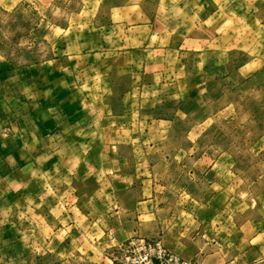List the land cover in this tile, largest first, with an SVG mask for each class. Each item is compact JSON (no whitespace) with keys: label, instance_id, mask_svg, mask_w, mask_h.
<instances>
[{"label":"crops","instance_id":"crops-1","mask_svg":"<svg viewBox=\"0 0 264 264\" xmlns=\"http://www.w3.org/2000/svg\"><path fill=\"white\" fill-rule=\"evenodd\" d=\"M85 2L94 6L86 11V22L81 29L79 24L71 25V42L64 49L67 55L55 60V66L62 70L68 67L89 69L87 84L96 80L111 82L115 73L118 74L115 83L142 84L143 79L149 77L158 88L184 84L185 69H219L233 65V55L240 50L239 21L255 19L253 4L250 11L247 6L246 11L239 7L241 3L249 5L254 0ZM251 34L253 47V30ZM3 59H0V82L7 86V100L12 101V107L6 110L12 123L9 127L8 122L6 127L9 130L4 139L7 148L11 149L14 162L24 165L36 164L38 159L35 158L45 154L42 149H54L50 159L43 163L53 161L58 165L54 173L55 195L66 196L55 207L67 222L56 219L55 231H51L53 235L49 238L28 235L23 240H13V244H22L23 252L13 254L12 259L22 261L20 264H123L118 261L123 245L140 238L160 237L169 249L195 264H264V171L250 177L254 183L246 193V207L231 210L225 217L220 200L213 222L205 215L206 188L200 191L199 187L205 184L204 175L214 170L221 157L205 151L195 155L199 147L208 146L202 140L186 141L184 146L190 149L188 155L178 160L208 166L184 170L188 179L181 189L174 190L173 183H167L166 187L160 185L156 175H142L121 166L139 164L143 156L127 155L122 150L136 148L133 142L110 139L111 131L122 130L124 117L134 114L133 108L115 107L112 100H135V93L99 94L102 108L97 111L92 104L83 103V100L94 99L91 92L80 95L61 90L51 97L55 99L54 106L43 103L39 108L19 109L22 120L15 130V84L23 88L30 84L31 67L23 65L16 81L15 66ZM253 59L247 60V66L254 63ZM108 69L117 71L109 76ZM119 70L126 75H121ZM67 77L60 74L57 79L62 83L78 80L73 74L71 79ZM156 92L159 95V90ZM18 95L23 100H31L30 89ZM161 98L166 101L173 96L162 95ZM43 100H47L46 95ZM106 133L109 134L107 139ZM37 148L40 150L33 155L31 152ZM192 178L198 180V184L191 183ZM37 179L39 177L33 176L35 182ZM192 184L198 187L194 189ZM178 195L183 198L180 209L175 200ZM222 195L220 187L214 193L215 200ZM178 211L183 220L177 216ZM45 223L40 219L36 226L43 228ZM213 226L214 243L202 237ZM177 228H181V234L176 232ZM192 229L196 231L192 233ZM52 242L54 247H50Z\"/></svg>","mask_w":264,"mask_h":264},{"label":"rangeland","instance_id":"rangeland-1","mask_svg":"<svg viewBox=\"0 0 264 264\" xmlns=\"http://www.w3.org/2000/svg\"><path fill=\"white\" fill-rule=\"evenodd\" d=\"M85 1L0 0V59L4 58L9 65L15 66L16 81L23 65L31 67L30 84L24 88L21 84H15V130L22 120V116L18 114L19 109L26 106L39 108L43 103L54 106L55 99L51 97L61 90L80 95L91 92L94 99L83 100V103H89L88 106L92 104L97 111L102 108L99 94L110 93L117 96L122 92L135 93V100H112L115 107L133 108L134 114L124 117L122 130L111 131L110 139L133 142L137 145L136 148L122 150L127 155L143 156V161L139 164L127 163L121 166L130 171L131 168L135 169L136 173L141 172L142 175H156L160 185L166 187L167 183H173L174 190H179L186 183V178L188 179L184 170L189 167L203 169L208 166L204 163L198 165L197 162L186 160L183 163L184 159L178 160V157L188 155L187 150L190 149L184 146L186 141L202 140L208 146L199 147L195 155L205 151L209 155L221 157L214 170L204 175L205 184L202 185L205 187H199L200 191L204 188L207 191L206 217L214 222L220 200L223 201L225 217L231 210L245 208L248 202L246 193L254 183L250 177L264 171V0H254L249 5L241 3L239 6L244 11L247 6L250 11L253 4L255 19L239 21L240 50L233 55V65L219 69L191 67L185 69L186 83L159 88L149 77L143 79L142 84L115 83L114 80L118 79L117 73L115 78L112 76L111 82L103 80L102 83L96 80L87 84L89 69L68 67L62 70L55 66V60H60L62 56L64 59L67 55L64 54V49L71 42V25L79 24L81 29L86 22V11L94 6H88ZM77 13H81L80 16L77 17ZM252 57L255 59L254 63L247 66V60ZM114 71L117 69H108L109 76ZM123 73L126 75L122 71L120 74ZM60 74L69 76L66 79H71L73 74L78 80L74 78L75 83H62L57 79ZM39 75L41 80L38 79ZM28 88L31 95L29 101L18 95L27 93ZM6 91L7 86L0 82V264H20L22 261L12 258L13 254H21L23 247L22 244H13V240H23L28 235L48 238L52 236L56 219L64 224L67 222L65 216L62 217L55 207L66 196L55 195L54 173L58 165L53 161L43 163L50 159L54 149H42L45 154L35 158L38 159L36 164L14 162L12 152H9L11 149L7 148L4 140L9 132L7 123L9 122V127L12 124L11 117L6 115L7 108L12 107V101L7 100ZM45 95L47 100H43ZM160 95H172L173 98L163 101L160 100ZM199 124L203 126L198 127ZM202 128L205 129L200 131ZM106 135L105 139L109 137L108 133ZM18 136L21 139V134ZM211 144L213 147H210ZM38 150L40 149L32 150L31 153L34 155ZM33 176L39 179L35 182ZM29 177L32 178L31 181ZM193 179L195 178H192L191 183L198 184V180ZM192 185L194 189L198 187ZM220 187L223 195L221 198L217 196L215 200L214 193ZM182 199L181 195L175 196L178 209L183 204ZM177 216L183 220L181 211L177 212ZM40 219L46 222L43 228L36 226V221ZM196 229H192V233ZM176 232L181 234V228H177ZM206 233L202 237L214 243V226ZM61 235L59 233V238ZM53 242L50 247H54ZM165 246L167 247L166 244Z\"/></svg>","mask_w":264,"mask_h":264},{"label":"built area","instance_id":"built-area-1","mask_svg":"<svg viewBox=\"0 0 264 264\" xmlns=\"http://www.w3.org/2000/svg\"><path fill=\"white\" fill-rule=\"evenodd\" d=\"M118 261L123 264H195L169 250L160 238H140L120 248Z\"/></svg>","mask_w":264,"mask_h":264}]
</instances>
